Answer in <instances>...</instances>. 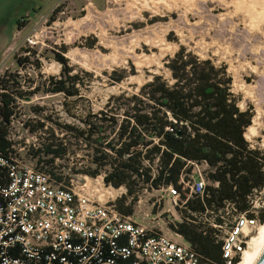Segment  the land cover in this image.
<instances>
[{"label":"trees","instance_id":"trees-1","mask_svg":"<svg viewBox=\"0 0 264 264\" xmlns=\"http://www.w3.org/2000/svg\"><path fill=\"white\" fill-rule=\"evenodd\" d=\"M22 21L17 20L16 24ZM63 52L64 48L52 52L61 69L58 76L47 77L41 86L20 89L22 76L18 69L30 62L25 53L35 54L29 47H20L14 55L16 71H4L0 75V155H5L8 149L6 126L18 98H28L40 88L66 98L78 94V85L84 84L83 77L72 73ZM33 62L38 69V60ZM165 67L170 72L168 78L154 74L136 93L109 96L102 109L88 112L80 119L83 128L56 123L64 132L62 136L47 128L45 142L34 155H39L45 163H51L55 157L63 158L68 133L73 131V136L88 140L92 149L95 168L87 172L96 174L103 166L110 165L105 180L113 186L125 185L128 194L145 183L155 189L170 184L180 188L177 179L186 161H205L210 170L203 195L189 198L177 209L180 218L170 223L169 228L189 242L202 261L219 262L221 241L209 227L202 229L199 213L205 208L221 207L225 201L233 202L239 211L246 210L247 195L264 185V152L251 147L244 137L253 113L239 108L230 90L231 76L224 65L200 59L180 46L167 58ZM84 74L91 76L89 72ZM124 77L123 70L113 69L110 73L114 83ZM32 110L41 113L43 108L33 106ZM43 126L44 122L37 120L31 129H43ZM143 160L156 163L154 177L151 168L142 165ZM4 178L5 171L0 167V184ZM184 196L185 192L181 191V198ZM118 204L123 213L131 212L122 201ZM260 219L264 221V213Z\"/></svg>","mask_w":264,"mask_h":264},{"label":"built area","instance_id":"built-area-1","mask_svg":"<svg viewBox=\"0 0 264 264\" xmlns=\"http://www.w3.org/2000/svg\"><path fill=\"white\" fill-rule=\"evenodd\" d=\"M26 43L32 48L39 40L31 34ZM42 111L25 117L17 99L6 126L8 149L0 155V167L5 171L0 184V264L239 262L262 223L264 185L247 195L248 208L244 211L225 201L221 207L205 208L199 213L202 229L209 227L221 241L219 262L202 261V256L183 237L180 236L182 241L173 237L177 235L169 228L173 220L162 218L161 203L167 199V211L178 214L177 209L189 198L202 196L209 183L210 167L205 161H186L177 179L180 188L170 184L155 189L145 183L128 194L125 185L113 186L105 180L110 165L96 174L87 172L95 168L92 149L88 140L73 136V131L68 133L63 158L55 157L45 163L39 155L35 156L34 151L45 142L47 128H53L60 136L64 133L56 125L61 122L56 121L55 127L49 125L50 119ZM84 116H72L71 121L61 124L83 128L80 119ZM37 120L44 122L43 129H31ZM142 165L150 167L154 177L156 163L143 160ZM213 185L217 186V182ZM181 191L185 192L183 198ZM153 192L157 193L155 197ZM118 201L131 212L120 211Z\"/></svg>","mask_w":264,"mask_h":264},{"label":"rangeland","instance_id":"rangeland-1","mask_svg":"<svg viewBox=\"0 0 264 264\" xmlns=\"http://www.w3.org/2000/svg\"><path fill=\"white\" fill-rule=\"evenodd\" d=\"M235 1L160 0L146 8H129L127 0H0V75L16 71L14 55L20 47H27L26 38L34 34L39 44L30 48L34 55L25 53L30 62L18 69L22 76L20 89L41 86L47 77L58 76L61 66L52 58V52L64 48L72 73L83 77L78 94L66 98L40 88L28 98H18L19 110L25 117L35 113L33 106H41L43 115L50 119L49 125L55 127L56 121L67 123L72 116L99 111L111 95L136 93L154 74L168 78L165 62L183 46L200 59L224 65L239 108L249 109L254 115L257 110L264 111V36L258 31V27L264 29V23L236 9L232 5ZM242 1L254 14L264 15V0ZM51 16L54 18L49 20ZM17 20L23 21L17 25ZM113 69L125 71L120 82H112ZM234 83L254 86V97H246ZM259 123L257 133L245 139L251 147L264 152V115ZM152 194L155 197L157 193ZM161 207L163 219L170 222L179 218L175 210L167 211V199ZM173 237L182 241L179 235Z\"/></svg>","mask_w":264,"mask_h":264},{"label":"bare ground","instance_id":"bare-ground-1","mask_svg":"<svg viewBox=\"0 0 264 264\" xmlns=\"http://www.w3.org/2000/svg\"><path fill=\"white\" fill-rule=\"evenodd\" d=\"M154 1H160V0H127L129 8H131L132 6H136V5H140L141 7H148L149 4L153 3ZM190 1V0H189ZM248 1V0H247ZM252 1V0H251ZM256 1V0H255ZM178 2V1H177ZM156 3V2H155ZM232 3V2H230ZM263 3V2H262ZM165 4V3H164ZM190 4V2H188V5ZM235 5V8L238 10H242L243 13L245 12L247 14V16L249 15L250 17L255 18V20H258L259 22H263L264 23V15H256L253 13V11H251V8H249L247 5H245L243 3L242 0H236L235 2L232 3V5ZM257 4V2H256ZM169 5V4H168ZM263 5V4H262ZM151 7V6H150ZM263 7V6H261ZM128 8V7H127ZM203 11V10H202ZM241 11V12H242ZM188 12V11H187ZM119 13V12H118ZM122 13V12H121ZM234 15V14H232ZM237 25V24H236ZM253 25V24H252ZM259 25V24H258ZM244 28V27H243ZM234 31V30H233ZM258 31H260V33H262V35L264 36V29H262L261 27H258ZM179 33V32H178ZM234 39V38H233ZM249 39V38H248ZM181 40V39H180ZM217 41V40H216ZM237 42V41H236ZM154 43V42H153ZM155 44V43H154ZM199 44V43H198ZM156 45V44H155ZM165 45V44H164ZM197 45V44H196ZM264 45V44H263ZM234 46V45H233ZM262 46V45H261ZM171 48V47H170ZM218 48V47H217ZM263 48V47H262ZM226 49V47H225ZM133 52V51H132ZM223 52V51H222ZM257 52V50H256ZM216 53V52H215ZM218 53V52H217ZM226 55V54H225ZM258 55V54H257ZM152 56V55H151ZM154 57V56H153ZM258 57V56H256ZM225 58V56H224ZM238 64V63H237ZM250 63H247V65ZM230 67V66H229ZM237 67V66H236ZM250 68V67H249ZM253 68V67H252ZM255 69V68H254ZM254 69H252L251 71H253ZM259 73V72H258ZM263 75V74H262ZM260 82V81H259ZM258 82V83H259ZM257 83V84H258ZM262 83V82H261ZM264 83V82H263ZM262 83V84H263ZM256 84V85H257ZM234 86L237 88V90H242L244 95L246 97L249 98H253L254 97V86L249 85H243V84H236L234 83ZM262 86V85H261ZM113 89V88H112ZM258 90V89H257ZM263 92V89H260ZM259 90V91H260ZM261 92V91H260ZM259 92V93H260ZM259 93L257 95H259ZM262 96H260L261 98ZM262 103V102H261ZM264 115V111L261 110H257L256 113L253 115L252 119H251V124L246 128L245 132H244V136L245 138H250L252 135L256 134V127L260 124L259 123V119L260 117ZM263 144H264V138H263ZM264 223V221L262 223H260L259 227L262 226ZM258 227V229H259ZM255 235V234H254ZM252 235V237L254 236ZM251 237V238H252ZM251 240V239H250ZM247 249V248H246ZM244 250L243 254H242V258L239 260V262L241 263L242 260V264H256V262L258 261L259 257L262 255V253L264 252V225L262 227V230L257 232V236L256 239L251 242L249 244L248 250ZM238 262V263H239ZM237 263V264H238Z\"/></svg>","mask_w":264,"mask_h":264},{"label":"water","instance_id":"water-1","mask_svg":"<svg viewBox=\"0 0 264 264\" xmlns=\"http://www.w3.org/2000/svg\"><path fill=\"white\" fill-rule=\"evenodd\" d=\"M256 264H264V252L262 253V255L259 257L258 261L256 262Z\"/></svg>","mask_w":264,"mask_h":264}]
</instances>
